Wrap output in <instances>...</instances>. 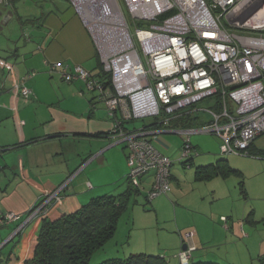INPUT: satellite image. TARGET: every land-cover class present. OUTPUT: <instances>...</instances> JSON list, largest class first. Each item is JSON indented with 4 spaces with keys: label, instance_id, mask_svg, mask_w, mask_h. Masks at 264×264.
<instances>
[{
    "label": "built area",
    "instance_id": "2783aa9c",
    "mask_svg": "<svg viewBox=\"0 0 264 264\" xmlns=\"http://www.w3.org/2000/svg\"><path fill=\"white\" fill-rule=\"evenodd\" d=\"M69 2L94 38L110 85L81 65L69 69L56 62L51 69L98 90L110 115L120 113L114 131L125 144L132 186L144 188L151 175L148 199L168 194L173 161L153 143L159 128L128 129L129 120L152 118L169 127L176 118L197 117L199 128L180 130L184 160L198 154L191 140L196 132L221 137L225 153L251 155V145L264 134V0H124L127 13L120 0ZM14 88L26 99L32 94L24 83ZM203 101L209 102V121L198 113ZM40 211L34 208L30 218ZM19 218L0 213V226ZM193 236L185 235L180 264H190Z\"/></svg>",
    "mask_w": 264,
    "mask_h": 264
},
{
    "label": "crops",
    "instance_id": "0c3cea01",
    "mask_svg": "<svg viewBox=\"0 0 264 264\" xmlns=\"http://www.w3.org/2000/svg\"><path fill=\"white\" fill-rule=\"evenodd\" d=\"M0 4L3 5L0 16L9 20L12 15L4 7L5 0ZM48 8L36 22L39 27L37 40L33 46H27L28 52L36 54L32 67H40L44 75L57 73L63 80L59 70L52 71L53 63H63L69 69L81 65L98 79L101 60L97 46L69 0H54ZM1 72L6 75V81L0 84V213L14 212L20 218L0 226V264H27L26 261L33 255L44 218L57 219L77 211L91 198L120 194L126 190L127 156L124 142L114 131L119 115H110L103 101L97 103L95 97L99 94L96 90L87 93L82 86L72 84L69 90L59 91L63 106L49 97L50 91L38 88L40 82L53 80L42 76L37 78L36 75L28 77L34 72L29 68L16 73L15 65L10 61L5 62ZM7 81H11V88H7ZM21 83L32 91L29 99L24 98L19 89L15 90V84ZM180 118L174 119L169 127L150 129L174 131L157 135L181 134L183 146L184 134L180 130L184 128H180ZM152 122L143 123L141 127ZM199 126L196 123L191 128ZM124 127L130 129L127 123H124ZM217 138L220 140V151L208 149V156L201 157L199 165L212 163L215 158L225 155L224 141L219 136ZM154 139V145L161 152L169 153L163 140L156 138V144ZM191 140L196 149L203 147V151H206V146H202L199 140L193 137ZM85 144L88 146L85 147ZM250 152L251 155L245 156L247 160L253 165L264 166V134L251 145ZM169 154L170 157L172 155V167L176 161L184 163L191 160L181 159L180 154ZM183 176L186 177L185 182ZM191 176L194 182H199L196 173ZM192 177L177 170L173 173L171 168V191L166 194L168 198L151 201L152 208L158 214L155 223L158 233H161L158 240L155 242L146 236L145 239L138 238L128 245L129 249H125L121 257L132 253L158 254L165 257L168 264H180L179 254L185 235L191 231L194 233L196 250L190 257V264H239V261L245 264V249L238 251V261L235 256L231 259L214 251L215 236L212 239L206 235L203 223H198L196 219L189 223L183 221L184 216H192V210L188 208L191 206L185 204L186 192L182 184H187ZM173 179L177 180L174 187ZM152 181L151 175L144 178V184ZM55 192H58L57 196L45 203L48 195ZM38 206L41 211L30 218V213ZM165 210H169L170 214L164 215ZM160 211L162 216H159ZM222 222L226 224L228 220ZM225 226L228 229L214 221V227L228 236L235 238L238 233L243 236L241 230L236 229L235 222L232 227L228 224ZM247 252L251 264H258L256 257L259 264H264V242L258 249L249 248Z\"/></svg>",
    "mask_w": 264,
    "mask_h": 264
},
{
    "label": "rangeland",
    "instance_id": "374dc122",
    "mask_svg": "<svg viewBox=\"0 0 264 264\" xmlns=\"http://www.w3.org/2000/svg\"><path fill=\"white\" fill-rule=\"evenodd\" d=\"M6 1L7 0H5V2ZM53 1L54 0H10V4L4 6L12 11L13 15L9 20H5L4 17L0 16V84L4 80L6 81V75L1 72L2 66H4L6 61H10L15 65L16 73L26 71L27 68H29L31 72H36L35 75L37 78L42 76L45 77L44 79L53 80V82L48 83L45 81L40 82L38 88L45 92L50 91L51 95L49 97H52L56 102L64 106L61 100L62 97L59 94L60 90L67 91L69 90L68 87L72 84L82 86L83 90L87 93L91 90L82 80L68 82L64 79L62 80L57 73L53 75H44L40 67H32V59L36 54L27 51V48L33 46V43L37 40L39 27H37L36 22L49 9L48 7ZM120 1L127 13L124 0ZM2 6L3 5L0 4V7ZM7 84V88L12 87L11 81H7ZM96 91L98 92V90ZM95 100L97 103H101L99 95L95 97ZM208 106L209 102L207 101H203L199 104L201 109V111L198 112L199 116L205 121L211 119V115L204 111ZM153 120L152 118H147L144 120H129L126 121V123L129 128L132 129L133 127L140 128L143 123ZM191 137L195 140H199L202 146H206V151H203V147H200L197 149L198 154H196L193 159L189 160L190 162H174L172 167L173 173L177 170L183 175L192 177V173H195L197 166H199L198 160L201 159V157L208 156V149L217 150V152L220 151V140L217 138L218 136L213 133L196 132L193 133ZM156 138L166 143L169 153L175 155L180 154V149L182 148L181 134L166 133L156 135L154 141L157 144ZM84 146L86 147L88 144ZM169 153L166 154L170 155ZM221 158L227 159L229 165L240 173L232 172L227 176H213L210 179L199 180V182H194L192 177V179L188 180L187 184H182V188L186 192L184 199L185 204L186 206H191L188 208L192 210V216H184L185 220L183 221L189 223L190 220L196 219L198 223H203L206 227V235L209 238L215 236L214 241L216 244L214 245V251L225 254L231 259L235 256L238 261V251L245 249V264H251V258L248 257V249H258L261 243L264 242L262 237L264 236V166L257 164L253 165L245 156L231 154L227 151L222 157L215 158L212 163L217 162ZM125 160L129 172L127 159L125 158ZM190 163L192 166H190ZM183 180L185 182V176H183ZM152 182L143 183L144 188L141 189L142 192L132 196L129 208L120 219L115 236L104 248L93 255L91 264H98L107 258L123 256L125 254L124 250L129 249L128 245L130 246V243H135L138 238L144 237L143 239H145L146 236L148 239L155 240V242L158 240L161 234L158 233V227L155 224L158 214H156L155 209L152 208L151 201L154 199H167L168 195L166 196V194H164L148 201L146 196L148 195ZM176 183L177 180L173 179V187ZM176 202L177 201L174 199L173 203ZM169 214V210H165L164 215ZM162 215L163 213L160 211L159 216ZM222 217H226L228 223L226 222V224H224V222L221 221ZM214 221L226 229H228V227L225 225L228 224L229 227H232L235 222L236 229L239 231L241 230L243 236L239 233L235 238L228 236L226 232L214 227ZM244 233H246L247 236ZM214 241H212V243H214ZM256 258L259 264V259L258 257ZM239 264H241L240 261Z\"/></svg>",
    "mask_w": 264,
    "mask_h": 264
},
{
    "label": "trees",
    "instance_id": "16d2710c",
    "mask_svg": "<svg viewBox=\"0 0 264 264\" xmlns=\"http://www.w3.org/2000/svg\"><path fill=\"white\" fill-rule=\"evenodd\" d=\"M99 79L105 85H110L109 76L104 74L102 66ZM179 122L180 128L184 129L191 128L196 123L202 125L197 117L190 115L181 117ZM160 126L161 124L155 120L145 128ZM232 172L240 173L229 165L227 159L222 158L215 163L199 165L195 171L199 180L219 175L227 176ZM141 192L140 188L132 186L128 180L126 190L120 194L97 196L75 212L64 214L57 219L44 218L38 231L33 255L26 263L91 264L93 255L115 236L120 219L129 208L132 196ZM146 198L148 199L147 196ZM98 264H168V262L165 257L158 254L132 253L124 257L107 258Z\"/></svg>",
    "mask_w": 264,
    "mask_h": 264
},
{
    "label": "water",
    "instance_id": "95a60500",
    "mask_svg": "<svg viewBox=\"0 0 264 264\" xmlns=\"http://www.w3.org/2000/svg\"><path fill=\"white\" fill-rule=\"evenodd\" d=\"M5 3H6V6H8V4H10V0H7ZM10 14L13 15V12L11 11ZM162 132L164 133V132H174V131H160V133ZM186 248H187V244L184 243L183 249H186Z\"/></svg>",
    "mask_w": 264,
    "mask_h": 264
}]
</instances>
